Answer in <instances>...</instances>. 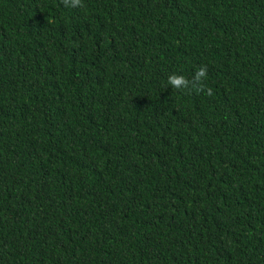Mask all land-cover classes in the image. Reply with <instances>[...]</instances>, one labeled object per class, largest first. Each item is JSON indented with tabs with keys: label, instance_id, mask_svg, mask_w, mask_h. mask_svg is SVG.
<instances>
[{
	"label": "trees",
	"instance_id": "1",
	"mask_svg": "<svg viewBox=\"0 0 264 264\" xmlns=\"http://www.w3.org/2000/svg\"><path fill=\"white\" fill-rule=\"evenodd\" d=\"M83 5L0 0V264H264V0Z\"/></svg>",
	"mask_w": 264,
	"mask_h": 264
},
{
	"label": "clouds",
	"instance_id": "2",
	"mask_svg": "<svg viewBox=\"0 0 264 264\" xmlns=\"http://www.w3.org/2000/svg\"><path fill=\"white\" fill-rule=\"evenodd\" d=\"M65 6L68 7H83V0H63ZM207 78V66H200L195 72L193 79L189 81L182 75L171 74L168 76L167 83L172 88L180 90H188L189 92L195 90L196 92H205L207 95L211 96L212 89L206 87L204 81Z\"/></svg>",
	"mask_w": 264,
	"mask_h": 264
}]
</instances>
